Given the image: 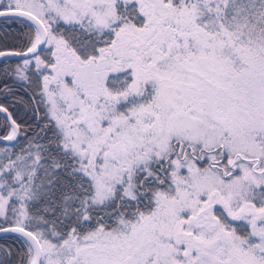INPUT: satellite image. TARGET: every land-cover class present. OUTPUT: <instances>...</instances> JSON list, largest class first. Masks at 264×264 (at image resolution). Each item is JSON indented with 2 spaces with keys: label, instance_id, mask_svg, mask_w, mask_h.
Wrapping results in <instances>:
<instances>
[{
  "label": "snow or ice",
  "instance_id": "1",
  "mask_svg": "<svg viewBox=\"0 0 264 264\" xmlns=\"http://www.w3.org/2000/svg\"><path fill=\"white\" fill-rule=\"evenodd\" d=\"M0 264H264V0H0Z\"/></svg>",
  "mask_w": 264,
  "mask_h": 264
}]
</instances>
